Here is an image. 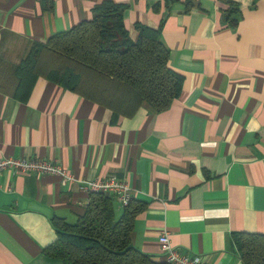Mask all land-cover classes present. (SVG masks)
<instances>
[{"label":"crops","instance_id":"0c3cea01","mask_svg":"<svg viewBox=\"0 0 264 264\" xmlns=\"http://www.w3.org/2000/svg\"><path fill=\"white\" fill-rule=\"evenodd\" d=\"M103 1L0 0V70L31 44L91 20ZM110 1L126 6L131 39L136 24L160 30L168 66L183 78L178 97L162 112L143 104L114 117L44 78L26 103L0 91V159L124 181L146 204L131 243L155 264H167L164 231L203 264H242L232 234L264 235V0ZM88 199L56 175L1 172L0 264H61L43 254L56 240L52 219L75 224Z\"/></svg>","mask_w":264,"mask_h":264},{"label":"trees","instance_id":"16d2710c","mask_svg":"<svg viewBox=\"0 0 264 264\" xmlns=\"http://www.w3.org/2000/svg\"><path fill=\"white\" fill-rule=\"evenodd\" d=\"M125 9L105 0L92 9L91 20L33 43L16 65L0 70V91L26 103L36 81L44 78L110 109L114 117H130L143 104L166 110L183 78L168 66L159 29L136 24L131 39L123 23ZM145 207L131 200L116 218L110 196L89 193L75 224L52 219L56 240L43 254L61 264H155L131 243L134 219ZM231 240L242 264H264V235L233 233Z\"/></svg>","mask_w":264,"mask_h":264},{"label":"built area","instance_id":"2783aa9c","mask_svg":"<svg viewBox=\"0 0 264 264\" xmlns=\"http://www.w3.org/2000/svg\"><path fill=\"white\" fill-rule=\"evenodd\" d=\"M3 171L56 175L60 177L63 183H79L82 189L88 193H102L114 198L121 209L127 207L132 200V189L115 176L106 179L81 181L59 165L45 160L2 158L0 159V173ZM158 242L167 264H203L200 257L185 255L172 247L165 231L158 237Z\"/></svg>","mask_w":264,"mask_h":264},{"label":"rangeland","instance_id":"374dc122","mask_svg":"<svg viewBox=\"0 0 264 264\" xmlns=\"http://www.w3.org/2000/svg\"><path fill=\"white\" fill-rule=\"evenodd\" d=\"M33 44H31L30 46H29V48H28V50L31 48V46H32ZM28 52V51H27ZM27 54V53H26ZM25 54V55H26ZM25 55L23 56V57H25ZM22 57V58H23ZM5 62V61H4ZM50 61L48 60V59H44V63H49ZM6 68H9V67H6ZM68 172V171H67ZM45 175H47V174H45ZM48 175H51V174H48Z\"/></svg>","mask_w":264,"mask_h":264}]
</instances>
